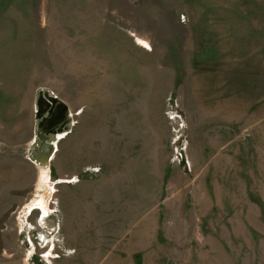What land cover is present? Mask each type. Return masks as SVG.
<instances>
[{"label":"rangeland","instance_id":"1","mask_svg":"<svg viewBox=\"0 0 264 264\" xmlns=\"http://www.w3.org/2000/svg\"><path fill=\"white\" fill-rule=\"evenodd\" d=\"M0 264H264V0H0Z\"/></svg>","mask_w":264,"mask_h":264},{"label":"bare ground","instance_id":"2","mask_svg":"<svg viewBox=\"0 0 264 264\" xmlns=\"http://www.w3.org/2000/svg\"><path fill=\"white\" fill-rule=\"evenodd\" d=\"M43 182V181H42ZM37 185V184H36ZM42 187V186H41ZM42 199V198H41ZM34 201V200H33ZM40 203V202H39ZM42 203V202H41ZM40 203V204H41ZM34 205V204H33ZM41 206H42V204H41ZM44 206V205H43ZM25 208V207H24ZM42 209H45V210H47L46 208H44V207H41ZM30 209V208H29ZM45 210H43V212H45Z\"/></svg>","mask_w":264,"mask_h":264}]
</instances>
